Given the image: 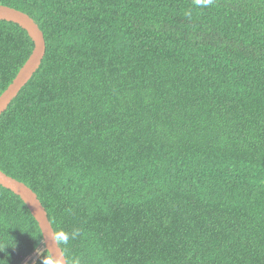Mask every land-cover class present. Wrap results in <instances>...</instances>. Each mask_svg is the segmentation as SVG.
I'll use <instances>...</instances> for the list:
<instances>
[{"label":"trees","instance_id":"1","mask_svg":"<svg viewBox=\"0 0 264 264\" xmlns=\"http://www.w3.org/2000/svg\"><path fill=\"white\" fill-rule=\"evenodd\" d=\"M0 6L45 41L0 116V171L69 234L66 264H264V0ZM32 50L0 21V95ZM44 252L0 187V264Z\"/></svg>","mask_w":264,"mask_h":264},{"label":"water","instance_id":"2","mask_svg":"<svg viewBox=\"0 0 264 264\" xmlns=\"http://www.w3.org/2000/svg\"><path fill=\"white\" fill-rule=\"evenodd\" d=\"M0 21L17 25L25 31L33 43V50L25 64L20 68L7 89L0 95V116L6 111L10 103L17 97L20 90L30 81L39 69L45 55V41L42 32L33 20L27 15L14 9L0 6ZM0 187L10 191L25 205L33 219L36 221L42 235V246L50 251L54 259L65 257L54 240V232L48 221L47 214L36 195L24 184L6 176L0 171Z\"/></svg>","mask_w":264,"mask_h":264},{"label":"clouds","instance_id":"3","mask_svg":"<svg viewBox=\"0 0 264 264\" xmlns=\"http://www.w3.org/2000/svg\"><path fill=\"white\" fill-rule=\"evenodd\" d=\"M71 235L74 237L76 235V233L73 232ZM69 238H70L69 234L62 231V230L54 232V240L57 243L58 247L60 244H67L69 241ZM38 254H39V252H38ZM29 259H31V257L28 258V260ZM42 264H64V261H63V259H54L51 255L50 251H45L43 253Z\"/></svg>","mask_w":264,"mask_h":264},{"label":"rangeland","instance_id":"4","mask_svg":"<svg viewBox=\"0 0 264 264\" xmlns=\"http://www.w3.org/2000/svg\"><path fill=\"white\" fill-rule=\"evenodd\" d=\"M36 257H37V254H36V256H32L31 259H29V260L26 262V264H27V263H28V264H33V263L35 262V260H36Z\"/></svg>","mask_w":264,"mask_h":264},{"label":"built area","instance_id":"5","mask_svg":"<svg viewBox=\"0 0 264 264\" xmlns=\"http://www.w3.org/2000/svg\"><path fill=\"white\" fill-rule=\"evenodd\" d=\"M27 261H28V260L26 259V261H25L24 263L26 264ZM24 263H23V264H24ZM27 264H28V263H27Z\"/></svg>","mask_w":264,"mask_h":264}]
</instances>
